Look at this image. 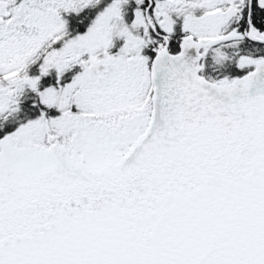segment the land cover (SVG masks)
Segmentation results:
<instances>
[{"label":"snow or ice","instance_id":"obj_1","mask_svg":"<svg viewBox=\"0 0 264 264\" xmlns=\"http://www.w3.org/2000/svg\"><path fill=\"white\" fill-rule=\"evenodd\" d=\"M0 264H264V0H0Z\"/></svg>","mask_w":264,"mask_h":264}]
</instances>
